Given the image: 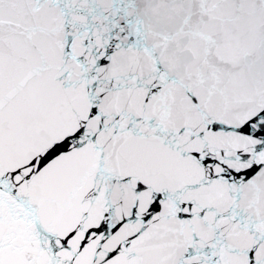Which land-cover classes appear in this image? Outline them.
Returning a JSON list of instances; mask_svg holds the SVG:
<instances>
[{
  "label": "snow or ice",
  "instance_id": "1",
  "mask_svg": "<svg viewBox=\"0 0 264 264\" xmlns=\"http://www.w3.org/2000/svg\"><path fill=\"white\" fill-rule=\"evenodd\" d=\"M0 264H264V0H0Z\"/></svg>",
  "mask_w": 264,
  "mask_h": 264
}]
</instances>
